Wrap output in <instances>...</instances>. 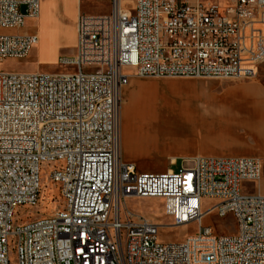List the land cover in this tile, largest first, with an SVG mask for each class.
Masks as SVG:
<instances>
[{
	"label": "built area",
	"instance_id": "2783aa9c",
	"mask_svg": "<svg viewBox=\"0 0 264 264\" xmlns=\"http://www.w3.org/2000/svg\"><path fill=\"white\" fill-rule=\"evenodd\" d=\"M39 0H0V65L28 57L36 34L12 32L36 18ZM22 7L24 8L22 10ZM72 72L0 68V264H264V194L251 156H194L189 167L137 171L121 157L120 93L131 76L251 77L264 57V0H111L105 14H79ZM129 69L131 75L126 72ZM49 166L61 202L47 216L14 223L35 205ZM161 198L173 226L208 210L231 215L235 231L199 227L180 241L125 205ZM210 212V213H211Z\"/></svg>",
	"mask_w": 264,
	"mask_h": 264
},
{
	"label": "rangeland",
	"instance_id": "374dc122",
	"mask_svg": "<svg viewBox=\"0 0 264 264\" xmlns=\"http://www.w3.org/2000/svg\"><path fill=\"white\" fill-rule=\"evenodd\" d=\"M218 1L222 3L224 0ZM109 7V0H81V13L106 12ZM63 22L68 25L69 18H63ZM58 55L71 56L73 52L67 46H62ZM57 57L52 58L49 54L37 51L22 60L5 59L1 62L0 68L11 73H54L74 70L72 65H59ZM125 70L131 75L129 69ZM246 85L253 88L252 96L247 94ZM138 88L152 92L158 90L157 92L168 97L175 95L173 97L175 110L184 114L191 112L194 116L184 115L182 120H176V113L171 112L170 108L164 105L163 98L153 100L148 107L156 113H162L166 119L151 122V118L148 117L145 125L151 133L158 136V139L146 141L148 149L145 151L130 152L152 155L169 151L191 152L202 141H207L215 147L220 145L224 141L220 139H226L224 135L241 139L245 142L246 147L264 152V131L257 137L254 134L256 129L264 128V112L258 114L264 110V104L258 100H264V62L258 65L254 75L239 79H167L131 76L120 93V117L129 100L130 93ZM219 112L223 114L219 115ZM222 126H224L223 129H217ZM212 128L214 130H211ZM186 142H191L192 145L187 146ZM156 146L161 147V150H156ZM126 151L127 149L123 148L121 143L123 161H128L125 156ZM52 164H42L40 167L38 203L18 206L14 212V223H25L47 216L61 202L58 186L49 180V166ZM191 165L192 163L189 161H181L180 157L179 163L170 165V168L176 170L179 167ZM261 165L259 180L255 183H245L243 186L248 191L264 194V159H262ZM146 169H148L147 171H161L166 167L153 166ZM212 203L211 200L204 199L202 211H206ZM125 205L130 210L157 223L160 238L164 241H180L186 235L196 233L201 225L211 226L214 234H231L235 231V223L231 215L220 217L214 212L205 214L201 222L193 221L181 226H173L171 218L164 214L163 199L161 198L128 197L125 199ZM8 259L9 264H17L16 252L11 241L8 244Z\"/></svg>",
	"mask_w": 264,
	"mask_h": 264
},
{
	"label": "crops",
	"instance_id": "0c3cea01",
	"mask_svg": "<svg viewBox=\"0 0 264 264\" xmlns=\"http://www.w3.org/2000/svg\"><path fill=\"white\" fill-rule=\"evenodd\" d=\"M39 13L36 18H26L25 24L22 28L14 30L12 32L24 33V34H36L37 41L30 51L29 55L35 52L42 54H49L52 58H56L60 53L62 46H67L72 49V52L75 51L76 43V31L75 24L77 16L79 14H105L111 11V0H109V10L106 12L98 13H81V0H39ZM190 2L194 0H189ZM204 1V0H203ZM221 7H225L228 3V0H224L220 3L216 0ZM24 8L22 7V10ZM69 18V24L66 25L63 22V18ZM28 55V56H29ZM65 56V55H64ZM60 57V55H58ZM57 57V58H58ZM264 62L262 57H259L258 65ZM247 94H252L254 91L251 86L246 85ZM245 92V93H246ZM252 96V95H251ZM261 101V104H264V100L258 99ZM233 107V106H232ZM264 110L258 112L262 113ZM244 113V112H243ZM222 115V112L218 113ZM224 126L218 127L217 129H223ZM210 130V129H209ZM211 130H214L213 128ZM210 130V131H211ZM264 131V128L256 129L254 134L255 136H260L261 132ZM226 139L218 146L209 144L207 141H202L197 144V148H194V151L188 152H161L157 155H152L149 153H132L130 151L142 152L140 150H134L130 147L125 148L126 158L128 163L134 165L137 171H147L153 166L158 167H170V165H177L180 161H189L191 162L192 157L194 156H251L264 159V152L260 150L250 149V147L245 146V142L236 137H229L224 135ZM225 143V144H224ZM185 145H192L191 142H186ZM218 147V148H217ZM165 170V169H164ZM150 171V170H149ZM152 171V170H151ZM162 171V170H161Z\"/></svg>",
	"mask_w": 264,
	"mask_h": 264
},
{
	"label": "bare ground",
	"instance_id": "6f19581e",
	"mask_svg": "<svg viewBox=\"0 0 264 264\" xmlns=\"http://www.w3.org/2000/svg\"><path fill=\"white\" fill-rule=\"evenodd\" d=\"M157 91H144L138 88L134 92L130 93L129 100L125 105L124 111L121 113L120 117V138L123 148L130 147L134 150L145 151L148 149V146H146V141L154 140L156 138L158 139V136L151 133L145 125V122L147 121L146 118L148 117L151 118V122L157 120L164 121L166 119L162 113H156L148 107L150 102L153 100L163 98L165 100L164 105L170 108L171 112L176 113V120H182V118L185 117L184 115L194 116L191 112L184 114L175 110V101H173V97H175V95L168 97ZM234 106H236V104ZM155 149L161 150V147L156 146ZM209 212L211 211L208 209L206 211H201L202 214L198 219V222H201L204 215Z\"/></svg>",
	"mask_w": 264,
	"mask_h": 264
}]
</instances>
